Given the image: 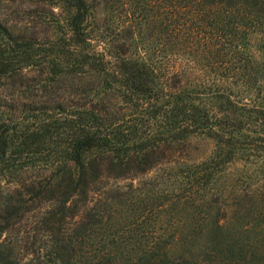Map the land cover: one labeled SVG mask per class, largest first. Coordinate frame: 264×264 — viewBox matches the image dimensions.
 I'll list each match as a JSON object with an SVG mask.
<instances>
[{"label": "trees", "instance_id": "1", "mask_svg": "<svg viewBox=\"0 0 264 264\" xmlns=\"http://www.w3.org/2000/svg\"><path fill=\"white\" fill-rule=\"evenodd\" d=\"M23 1L0 20V264H264V0Z\"/></svg>", "mask_w": 264, "mask_h": 264}, {"label": "rangeland", "instance_id": "2", "mask_svg": "<svg viewBox=\"0 0 264 264\" xmlns=\"http://www.w3.org/2000/svg\"><path fill=\"white\" fill-rule=\"evenodd\" d=\"M35 7L29 6L26 1L23 0H0V20H8V22H15L22 24L23 22H27L30 18L35 16L36 11ZM115 11H110L109 15L114 22H124L127 25H130V33L128 35L127 40L130 43V52H145V54H150L152 51V36H147L148 28L144 25L142 21H140V29L138 28V24L136 23V18H129L130 16L122 15L118 20L115 19ZM207 146H204V148ZM162 169L157 167L150 171L148 175H144V178L148 176L158 177L161 173ZM119 182L123 183L124 180H120ZM138 183V182H137ZM35 212V211H33ZM32 212L28 213V216L22 222L14 225L11 229L6 230L1 235L4 237L16 238L23 236L27 231L30 233L31 231V222L34 216H30Z\"/></svg>", "mask_w": 264, "mask_h": 264}]
</instances>
